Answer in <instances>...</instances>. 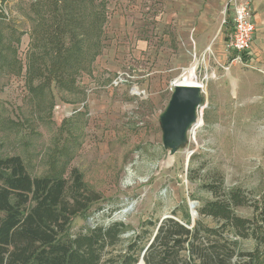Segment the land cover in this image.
<instances>
[{
  "label": "rangeland",
  "instance_id": "1",
  "mask_svg": "<svg viewBox=\"0 0 264 264\" xmlns=\"http://www.w3.org/2000/svg\"><path fill=\"white\" fill-rule=\"evenodd\" d=\"M35 1L0 0V32L16 50L0 45V158L21 157L33 178L81 173L101 200L74 219L70 235L121 222L127 227L121 249L147 221L175 213L183 219L187 212L197 220L190 204L198 202V208L212 200L208 185L219 188L220 181L226 189L264 197V0H246L257 32L245 64L233 62L235 54L226 47L229 0L215 8L213 0L202 4L214 12L213 32L219 33L208 58L209 45L200 48L194 30L187 36L178 30L170 0H105L103 51L96 61L93 50L73 86L47 78L31 87L26 55ZM85 28L93 43L92 25ZM22 33L17 45L14 36ZM192 67L203 109L187 146L166 158L159 116L171 85L186 80ZM236 212L254 216L250 207ZM204 222L215 225L209 218ZM241 242L264 264V247L252 239Z\"/></svg>",
  "mask_w": 264,
  "mask_h": 264
},
{
  "label": "trees",
  "instance_id": "2",
  "mask_svg": "<svg viewBox=\"0 0 264 264\" xmlns=\"http://www.w3.org/2000/svg\"><path fill=\"white\" fill-rule=\"evenodd\" d=\"M106 9L105 0H36L26 83L32 87L36 79L48 78L73 86L93 50L94 62L103 51ZM23 35L14 36L17 45ZM12 44L0 32L1 48L15 53ZM22 71L20 63L16 73ZM220 182L219 188L208 185L214 198L196 208L197 220L187 212L183 219L175 213L158 223L147 221L118 249L127 231L121 222L69 234L74 219L101 200L78 170L68 178H33L21 157L0 158V264H259L255 251H245L241 241L252 239L264 247V197L251 198L242 188L226 189ZM246 207L253 208L252 219L236 212ZM207 218L215 225H206Z\"/></svg>",
  "mask_w": 264,
  "mask_h": 264
},
{
  "label": "water",
  "instance_id": "3",
  "mask_svg": "<svg viewBox=\"0 0 264 264\" xmlns=\"http://www.w3.org/2000/svg\"><path fill=\"white\" fill-rule=\"evenodd\" d=\"M171 99L159 116L164 149L167 157H172L176 152L187 146L189 135L199 120V111L203 109V91L198 86H184L173 83L171 85ZM198 202L190 204L193 218H198L196 212ZM169 218V217H167ZM165 219V218H164ZM195 220V219H194Z\"/></svg>",
  "mask_w": 264,
  "mask_h": 264
},
{
  "label": "crops",
  "instance_id": "4",
  "mask_svg": "<svg viewBox=\"0 0 264 264\" xmlns=\"http://www.w3.org/2000/svg\"><path fill=\"white\" fill-rule=\"evenodd\" d=\"M205 1L207 0H170L168 3H172V5L176 7L173 10V16L176 18L178 30L186 36L194 30V34L197 35L196 44H198L200 48H203V45H209V49L206 53V58H208L210 50L212 49L211 45L215 43L219 33L215 34L213 32L215 30V23L213 21L216 20V17L211 9H205L203 7L204 5L202 4H204ZM223 1L226 0H213V4L209 3V5L215 8V5ZM239 1L245 2L246 0ZM252 16L255 20V16L253 14ZM208 21H212V24H209ZM229 38L230 35L228 36V40ZM220 39L221 38H219V41ZM220 46L221 44L218 45V50L221 49Z\"/></svg>",
  "mask_w": 264,
  "mask_h": 264
},
{
  "label": "built area",
  "instance_id": "5",
  "mask_svg": "<svg viewBox=\"0 0 264 264\" xmlns=\"http://www.w3.org/2000/svg\"><path fill=\"white\" fill-rule=\"evenodd\" d=\"M229 7L232 13V33L226 47L235 54L233 62L245 64V59L251 54V45L257 32L256 24L249 2L229 0Z\"/></svg>",
  "mask_w": 264,
  "mask_h": 264
},
{
  "label": "bare ground",
  "instance_id": "6",
  "mask_svg": "<svg viewBox=\"0 0 264 264\" xmlns=\"http://www.w3.org/2000/svg\"><path fill=\"white\" fill-rule=\"evenodd\" d=\"M195 70H196V67H192V68L188 69V71L185 72L186 80H177L175 83L181 84L184 86L193 85V86L199 87V84L197 82L198 78H196V71Z\"/></svg>",
  "mask_w": 264,
  "mask_h": 264
}]
</instances>
